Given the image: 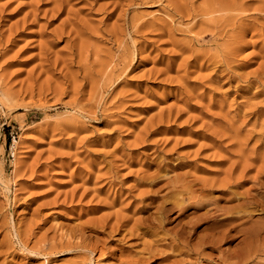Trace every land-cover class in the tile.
<instances>
[{
	"label": "rangeland",
	"instance_id": "obj_1",
	"mask_svg": "<svg viewBox=\"0 0 264 264\" xmlns=\"http://www.w3.org/2000/svg\"><path fill=\"white\" fill-rule=\"evenodd\" d=\"M263 241L264 0H0V264Z\"/></svg>",
	"mask_w": 264,
	"mask_h": 264
},
{
	"label": "bare ground",
	"instance_id": "obj_2",
	"mask_svg": "<svg viewBox=\"0 0 264 264\" xmlns=\"http://www.w3.org/2000/svg\"><path fill=\"white\" fill-rule=\"evenodd\" d=\"M196 198V197H195ZM194 199V198H193ZM248 234H246V235H249V236H246L243 240H242V242H246V243H248V241L249 240H251L252 238L254 239L255 237H254V232H253V234H250L249 232H247ZM256 234V233H255ZM223 236L224 237H222L221 236V238L222 239H226L227 237H226V234L224 235L223 234ZM220 238V239H221ZM222 239L220 240V241H222ZM219 240V239H218ZM218 242V241H217ZM254 242H255V239H254ZM244 244V243H243ZM258 245L257 243H254V246L256 247V245ZM250 245H252V244H250ZM241 246V245H240ZM246 246H247V244H246ZM248 246H249V244H248ZM243 249V248H242ZM246 249V248H245ZM260 251H262V252H264V241H263V243H262V245L260 244V246L258 247V248H256V249H252V247L250 248L249 247V249H248V251H246V253L244 252V251H239L236 255H235V253H233L237 258H238V261L237 262H235V263H233V264H243L244 262H247V261H249L250 259H252V257L253 256H257L258 254H259V252ZM226 256V255H225ZM223 259V258H222ZM226 259V258H225ZM229 259V258H228Z\"/></svg>",
	"mask_w": 264,
	"mask_h": 264
}]
</instances>
